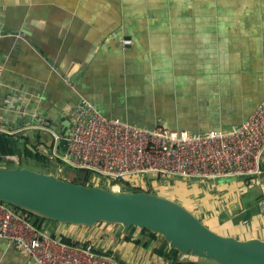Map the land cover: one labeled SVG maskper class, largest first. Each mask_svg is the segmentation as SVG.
Returning <instances> with one entry per match:
<instances>
[{"label":"crops","instance_id":"crops-1","mask_svg":"<svg viewBox=\"0 0 264 264\" xmlns=\"http://www.w3.org/2000/svg\"><path fill=\"white\" fill-rule=\"evenodd\" d=\"M0 66V130L47 121L63 132L86 99L145 129L230 131L264 101V0H0ZM172 181L162 197L187 202L213 231L264 240V201L235 225L247 206L229 184ZM108 230L97 246L108 241L120 260L128 249L126 264H156L135 242L142 235L128 242ZM0 264L34 263L0 240Z\"/></svg>","mask_w":264,"mask_h":264},{"label":"built area","instance_id":"built-area-1","mask_svg":"<svg viewBox=\"0 0 264 264\" xmlns=\"http://www.w3.org/2000/svg\"><path fill=\"white\" fill-rule=\"evenodd\" d=\"M3 70L0 66V83ZM8 104L12 109L16 107L13 99ZM40 129L52 133L53 141L39 149L62 163L61 174L70 168L86 170L91 173V180H104L105 186L119 189L122 180L141 175L225 182L259 180L264 172V101L247 121L230 131L196 134L164 127L145 129L106 117L86 99L74 106L68 135L54 133L47 121ZM0 131L10 136L20 133ZM61 141L67 142L66 152L60 149ZM0 240L34 264H126L114 255L96 252L94 244L73 246L60 237L53 238L2 202Z\"/></svg>","mask_w":264,"mask_h":264},{"label":"water","instance_id":"water-1","mask_svg":"<svg viewBox=\"0 0 264 264\" xmlns=\"http://www.w3.org/2000/svg\"><path fill=\"white\" fill-rule=\"evenodd\" d=\"M70 127L68 122L63 132L54 133L68 135ZM37 128L24 134L43 139H36L35 147L53 141L52 133ZM60 149L67 151L66 141H61ZM0 202L60 225L108 224L150 231L163 236L171 251L216 264H264V240L221 235L183 205L155 193L79 185L36 170L0 165Z\"/></svg>","mask_w":264,"mask_h":264},{"label":"trees","instance_id":"trees-1","mask_svg":"<svg viewBox=\"0 0 264 264\" xmlns=\"http://www.w3.org/2000/svg\"><path fill=\"white\" fill-rule=\"evenodd\" d=\"M24 134L25 132L19 133L16 136H10L5 132L0 131V165L8 168H28L31 170L39 171L43 174L55 175L61 179H64V176H59L62 163L59 160H55L49 155H46L41 152L39 147H35L33 145V141ZM39 140L42 139L39 138ZM10 158H14L15 160H12ZM91 178L92 176L90 172L86 170H74L71 168L67 170V174L65 175V180L74 182L76 184L96 186L95 183L92 182L93 180H91ZM133 183L135 185H133ZM133 183L129 179L122 180V189L130 190L133 192L144 191L152 193V190H155V192H157L154 187L146 186L144 189L139 185H136L135 182ZM103 185L104 183H102L100 186ZM162 193L163 192L159 193L158 195L163 196ZM251 193L252 195L250 196V199H252V203L248 202L247 204H245L247 206L246 212L241 213V215L238 217L239 219L236 221L248 223L252 220L254 216L260 214L261 203L264 201L263 191L254 187ZM185 204L186 205L184 206H186L187 208L190 207L187 202H185ZM5 205H7L15 213L24 216L32 225H34L40 231L49 233L53 238L60 237L62 242L68 245L88 247L89 245L94 244V250L96 252L106 255H114L113 252L108 248L107 242H103L100 246L96 245L94 235L89 234V232L87 231L90 230V228L84 227L85 231L83 233V240L74 239L69 237L67 234H59V229L63 225L39 217L27 211L20 210L8 204ZM114 227V234L112 235L114 238L115 236H117L118 238L119 236L121 237L124 231H126V236H124L123 238L128 242H132V238L134 237V235H142L145 238L143 239V242L140 239H136L135 242L136 244H140L144 250L150 252L156 258V264H195L190 261V256H182L175 251H171L163 236L157 235L150 231L139 230L134 227L127 229L122 227L121 225H114ZM102 237L100 238L102 239ZM109 237H111V235H109ZM151 264H155V262Z\"/></svg>","mask_w":264,"mask_h":264},{"label":"rangeland","instance_id":"rangeland-1","mask_svg":"<svg viewBox=\"0 0 264 264\" xmlns=\"http://www.w3.org/2000/svg\"><path fill=\"white\" fill-rule=\"evenodd\" d=\"M27 132V131H25ZM67 174V173H66ZM65 174V175H66ZM64 176V180H65V175L64 174H59V176ZM63 179V178H62ZM173 179H176V178H163V177H158L157 175H154V174H150V175H147V176H144V175H141V176H135L134 178H130L129 180L133 183L135 182L136 185H139L140 187L144 188L147 186V187H154L157 192L161 193L162 190H163V187L167 186V187H171L173 186L174 187V182L172 181ZM247 178H244V179H240L239 181H237L236 179H229L227 181H225L227 184V186L233 188L231 190L232 194H237L241 197L242 201L247 204L248 202L249 203H252V199H250V196L252 195L251 191L253 190L254 187H256V189H259V190H262L264 191V181L262 179H259V180H251V179H247ZM177 180H180L181 182H185L187 184H190L193 183V181L191 180H183V179H177ZM95 183L96 186H100L102 183H106V181L104 180H97V179H94V181H92ZM177 181H175V184H176ZM203 182V181H201ZM210 182V181H208ZM133 185H135L133 183ZM107 187L111 188V189H114V190H118L119 188L116 186L114 187L113 185H106ZM242 187V189H241ZM213 190V189H212ZM210 189V192L212 191ZM214 191V190H213ZM155 192V190H152V193H155V194H159ZM164 194V191L163 193ZM229 207H227L225 209L224 212H226V215L230 216L232 214L230 208L228 209ZM263 208L262 206V203H261V209ZM261 214V212H260ZM203 217H200V219H203L205 218L204 215H202ZM237 225L238 221H235ZM101 228L103 229V233L101 234ZM112 229L114 230L115 227L114 225H98V226H95L93 228H90V230H87L89 232V234L93 235L94 234V240L97 241L96 239L97 238H100L102 235H105L107 234L108 232L106 231H109L108 229ZM97 230H99L97 232ZM85 229L84 227H77V226H71V225H63L60 227L59 229V234H67L69 237L71 238H74V239H82L83 240V233H84ZM106 232V233H105ZM109 240V239H108ZM108 242V241H106ZM125 248H122V250L124 251L125 255L127 252H129L128 249H125ZM131 252H129L128 254H130ZM125 255L121 256L122 259L125 258ZM136 255V253H134V256ZM139 259L142 256L141 254V257L138 256ZM121 259V260H122ZM127 259V258H125ZM143 259V258H142ZM147 259V258H145ZM190 261L195 263V264H216L214 262H210V261H206V260H202V259H197V258H193L191 257L190 258ZM129 264H132V263H129Z\"/></svg>","mask_w":264,"mask_h":264}]
</instances>
